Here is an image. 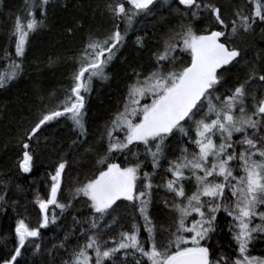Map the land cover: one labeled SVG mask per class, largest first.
Returning a JSON list of instances; mask_svg holds the SVG:
<instances>
[{
    "label": "snow or ice",
    "instance_id": "6c2138e0",
    "mask_svg": "<svg viewBox=\"0 0 264 264\" xmlns=\"http://www.w3.org/2000/svg\"><path fill=\"white\" fill-rule=\"evenodd\" d=\"M155 2L126 0L129 8L124 2L108 5L109 13L117 22L115 30L103 40H89L74 73L70 95L60 108L42 114L26 135L18 164L23 173L33 170L30 142L46 125L66 117L81 136L86 134L85 101L93 79H108L105 69L123 47L128 30L136 17L146 14ZM178 3L188 10L184 13L189 17L188 23L169 36L163 50L155 54L153 71L133 73L122 108L109 122L106 154L98 160V175L94 174L75 189L76 198H85L90 219L81 222L73 217L77 224H88L89 228L81 231L84 244L73 251L69 264H92L89 249L95 253L94 264H128L127 250H132L133 254L138 252L141 258H146L147 264H213L211 241L217 232V214L221 211L233 221L229 231L237 245L238 257L232 260L222 256L215 264H264V257L249 253V245L257 238L253 234L264 236V97L256 101L251 113L245 106L246 85L255 79L264 82V74L257 76L253 72L249 80L234 90L220 93L225 76L242 59L238 48L228 46L225 30L229 25L221 9L211 3L203 0H178ZM48 4L49 0H29L28 19H16L13 35L15 57L19 60H11L10 70L0 73V89L18 79L23 71L29 34L44 24L43 19H37L34 10L39 9L40 15L46 16ZM205 11L214 18L219 30L205 28L201 32L194 27ZM236 16L239 24L235 19L231 22L232 36L241 31L249 32L257 20L264 23V0H255L254 16L240 12ZM121 21L125 24L123 32L119 27ZM137 46L144 47L140 37H137ZM177 136L187 146L181 148L178 157L168 160L164 168L161 161L167 159L165 150ZM132 146H136L135 152ZM129 155L136 158L133 166L115 162L120 156L127 161ZM148 164L151 171L145 170ZM66 167L67 161L58 163L50 174L52 183L47 199H36L42 213L39 226L33 228L23 219L19 220L14 229L16 243L12 253L0 260V264H25L23 257L29 248L40 251V244L36 242L41 237L40 230L57 225L58 215L53 212L50 217L49 207L58 208L60 215L71 207L58 200ZM161 169L171 174L163 187L172 194L170 207L176 218L167 244L158 247L149 208L153 189L161 187L154 185L152 176ZM185 181L195 183L191 195H186ZM118 202H127L138 212L143 229L148 233L150 248L142 245L136 224L131 233L120 234L118 243L112 241L111 247H106L108 242L102 241L99 232L92 231L121 206ZM5 203L4 196L0 195V205ZM165 206L169 207L167 202ZM255 219L261 223L253 224ZM69 235L64 239L68 240ZM118 253L124 258L117 256ZM135 264H142V260L137 258Z\"/></svg>",
    "mask_w": 264,
    "mask_h": 264
},
{
    "label": "trees",
    "instance_id": "16d2710c",
    "mask_svg": "<svg viewBox=\"0 0 264 264\" xmlns=\"http://www.w3.org/2000/svg\"><path fill=\"white\" fill-rule=\"evenodd\" d=\"M126 0H49L46 6V16L40 15L35 9L37 19H43L44 24L34 33H30L23 59V71L18 79L6 88L0 89V195L7 203L0 205V260L11 255L15 246L14 229L16 223L23 219L31 227L36 228L42 221V213L36 203L37 197L47 199L50 193V174L54 173L59 162L67 161V167L62 177L58 200L70 204L63 215L54 206L49 207V216L55 212L58 215L57 225L41 229V237L36 242L40 251L29 248L24 254L25 264H69L72 253L82 247L85 238L81 231L89 228L88 224H77L90 219L85 198L75 197V189L86 183L94 174L98 175L100 165L98 160L106 154V132L109 122L118 110L122 108L128 85L133 81L134 72L149 73L154 70L155 54L163 50L169 36L181 31L188 23L189 17L184 13L188 10L179 5L178 0H156L145 14L136 17L134 25L128 30L123 47L105 69L107 80L94 78L90 94L86 96L84 125L86 134L81 136L71 119L60 117L37 133L30 142L29 151L34 155L33 170L23 173L19 161L23 155V142L26 135L41 118L42 114L60 108L70 95L73 76L79 67L83 49L90 39L103 40L116 28V21L108 11L109 4ZM221 9L222 17L229 27L225 30L228 46L241 51V63L224 78V87L220 93L234 90L239 84L249 80L253 72L264 74V23L257 20L252 29L231 34V22L235 19L239 24L237 12L245 16H254V5L249 0H203ZM253 2V1H252ZM29 0H2L0 2V73L9 71L11 60L15 57L14 24L19 17L22 21L28 19ZM123 32L125 24L119 22ZM194 27L199 31L219 30L214 18L208 12H202L195 21ZM137 37L142 38L144 47L137 46ZM230 94V92H229ZM264 97V82L251 80L246 85L245 106L251 113L258 99ZM255 98V99H254ZM237 115H239L237 111ZM234 137V139H237ZM75 141V143H74ZM180 137L172 141L166 148L167 159L161 164L167 167L168 160L180 155L182 147ZM190 148V146H188ZM136 151V146H132ZM258 158V157H257ZM140 159H144L143 156ZM259 159V158H258ZM115 162L133 166L135 156L129 155L127 161L123 156ZM145 170L151 171L148 164ZM171 174L163 169L152 176L154 185L152 203L149 214L155 228V242L158 247L166 245L169 231L174 229L176 213L171 210L172 199L163 185ZM186 195L195 191V183L185 181ZM230 195V193H229ZM168 203L169 207L165 204ZM112 215L100 222V227L92 231L99 232L102 241H107L106 247L112 246V241H120L122 232L132 231L133 224L140 228L139 239L146 249L150 248L148 233L143 229V220L127 202H118ZM218 229L211 241L213 264L222 256L232 260L238 257V250L229 231L233 224L231 217L223 211L217 214ZM261 223L258 219L253 224ZM101 229L103 230L101 232ZM66 234L69 239L65 240ZM249 245V253L264 257V236L253 234ZM64 246L61 247L60 245ZM126 261L135 264L137 258L142 264H147L146 258H141L138 252L127 250ZM88 254L95 253L89 249ZM122 259L123 254L118 253ZM107 264V262H105Z\"/></svg>",
    "mask_w": 264,
    "mask_h": 264
},
{
    "label": "rangeland",
    "instance_id": "374dc122",
    "mask_svg": "<svg viewBox=\"0 0 264 264\" xmlns=\"http://www.w3.org/2000/svg\"><path fill=\"white\" fill-rule=\"evenodd\" d=\"M252 1H253V2H252V3H253V5H254V7H255V0H252ZM217 139H218V138H217ZM257 159H258V158H257Z\"/></svg>",
    "mask_w": 264,
    "mask_h": 264
}]
</instances>
